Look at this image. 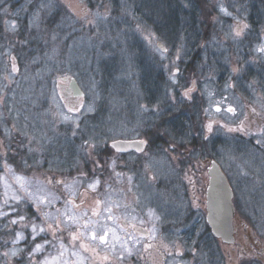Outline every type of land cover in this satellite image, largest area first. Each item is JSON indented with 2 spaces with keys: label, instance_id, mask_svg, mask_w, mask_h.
I'll return each instance as SVG.
<instances>
[{
  "label": "rangeland",
  "instance_id": "374dc122",
  "mask_svg": "<svg viewBox=\"0 0 264 264\" xmlns=\"http://www.w3.org/2000/svg\"><path fill=\"white\" fill-rule=\"evenodd\" d=\"M136 1L0 0V25L7 36L0 43V128L9 141L1 155L13 153L14 139L22 150L27 148L29 160L21 173L0 160V220L11 216L24 225L3 250L1 261L4 258L8 264L19 254L29 231L34 253L43 255L39 261L31 259L34 264H192L185 257L189 229L184 221L191 214L195 215L190 221L204 219L212 159L226 172L235 205V164L241 158L235 146L238 138L251 133L247 108L264 112V92L255 95L254 103L243 100L235 90V74L243 76L238 83L246 88L259 83L249 70L264 71V52L258 50L264 48V0H206L216 8V33L202 47L198 76L191 79L186 64L192 55L183 43L188 38L175 35L172 45L156 20L140 14L141 10L136 13ZM250 3L263 7L257 13L263 22L259 33L251 32ZM193 7L192 0H180L181 24L195 17ZM133 21L131 33L120 29L131 27ZM20 34L35 46L25 60L11 41ZM132 36L139 48L131 53L123 45L125 57L116 60L114 49L123 42L127 45ZM104 60H114L113 68L106 69ZM158 73L164 79H159L162 88L151 82ZM69 74L85 92L81 106L74 110L66 106L58 87V78ZM186 99L197 101L195 110L200 103L199 151H184L190 157L186 160L169 149L131 152L111 163L110 178L99 176L101 148L115 139L142 138L144 129L161 115L177 111ZM99 113L98 122L89 123L88 117ZM184 127L174 134L181 143L192 137ZM262 133L252 138L262 144ZM82 200L98 218L107 216L104 210L112 207L119 221L130 219L150 230L148 238L139 234L129 244L112 243L113 238L106 245L99 238L92 240L107 224L91 221L88 215L74 219L71 204ZM65 206L70 208L67 221L58 210ZM33 224L38 225L35 233ZM117 229L111 235L118 237L121 229ZM199 234L208 232L202 227ZM37 238H46L43 244L56 243L57 248L44 252L42 244L37 251L36 245H41ZM209 239L214 245L206 250L213 248L221 256L213 258V264H237L240 255L235 246Z\"/></svg>",
  "mask_w": 264,
  "mask_h": 264
},
{
  "label": "flooded vegetation",
  "instance_id": "af4514ba",
  "mask_svg": "<svg viewBox=\"0 0 264 264\" xmlns=\"http://www.w3.org/2000/svg\"><path fill=\"white\" fill-rule=\"evenodd\" d=\"M235 72H237V69H235ZM249 72H252V75L255 77L252 80H257L259 83L251 87L249 85V87L243 88L241 84L238 83L243 76L236 73L235 90L237 95L243 100L246 101L247 99H250V103H254L255 95L258 92H264V71L249 70ZM68 87L67 82L60 87L61 95L63 97L62 99L65 101L68 108L74 110L81 106L83 99L76 101V97L71 93H68ZM63 94H67L68 96L64 98ZM262 94L263 93H259L258 95ZM247 113V121L250 124L248 131L251 133L247 134L248 138H238L237 145L235 146V149L239 153V157H241L235 164V243H224L221 239L216 238L213 235L211 227L207 221L206 208V212L203 213L205 215L203 220H201V217H193L194 220L190 221L191 217L195 215L191 214L189 220L184 221V225L189 229V233H187L188 238L186 240V246H188V249L185 253V257L192 264H200L201 262L204 264H213V258L221 259L220 254L215 252L213 248L208 251L206 250V248L214 245L213 242H210L211 240L209 239V236L212 240L220 242V244H223L224 246H235L237 255H240L237 264H264V143H258L256 139L252 138L255 135L263 134L264 112H261L258 109L257 111L252 110L248 107ZM67 199L71 201L74 200V198L69 195L67 196ZM71 201L69 202L70 204ZM86 203V200L80 202L75 201L73 203L74 205L71 204V209L65 206L58 208V210L63 214L66 221L68 220L67 214H69L70 209L72 216H75L74 219H80L79 215H88V218L91 221L97 219L100 224H107V226H100V229L103 230L99 236L107 233V243L104 242L103 245L111 243L113 238L116 239H114L112 243L116 244L126 242H128V244L133 243L135 240L134 237H137L139 234L148 238L147 236L150 234V230L145 229L141 224L130 219H123L122 222L119 221V217L116 215L114 217V215H112V207H107L104 210L107 216L98 218L94 215L91 208L85 207ZM107 222H109L112 227L115 225V227L111 229V226ZM131 222H133V225H131ZM118 226L121 229L119 230L118 237L117 234L111 235ZM202 227L206 229L208 234H205V236L199 234L198 236L197 230ZM26 234L28 237L22 245V250L18 255L11 257L8 264H34L30 262L31 259L39 261L42 258V253H40V255L34 253V245L29 241L30 232L26 231ZM99 236L96 237L99 238ZM45 240L46 238H37L35 242L41 243L42 245ZM43 246L44 252L54 251L57 248L56 243H47L43 244ZM5 263L6 261L3 262V264Z\"/></svg>",
  "mask_w": 264,
  "mask_h": 264
},
{
  "label": "trees",
  "instance_id": "16d2710c",
  "mask_svg": "<svg viewBox=\"0 0 264 264\" xmlns=\"http://www.w3.org/2000/svg\"><path fill=\"white\" fill-rule=\"evenodd\" d=\"M255 1H261V0H255ZM195 7H193L192 10L195 13V17L192 15L191 17H188L189 22L182 23L181 19L177 16V13H179L180 9V0H137L136 3V13L140 14L143 12L144 16L150 15L151 19H154L157 21L156 25H159L161 27L160 31L163 32L162 34L167 37V41L174 44L176 42L175 35H180L183 33L187 40H184L183 43H186V50L187 54L192 55L190 58L189 63H187L186 70L189 72L188 79L195 78L198 76V68L199 67V61L201 58V51L202 47L204 46L205 42H209L213 35L216 33V26L214 21V16L216 14V8L212 9L211 6L206 3V0H192ZM133 4V2H131ZM251 6L248 8L251 10V14L249 15L250 23H251V32L253 33H259L260 25L262 26L260 21L259 15L257 13L260 9V5L256 3H250ZM263 8V7H261ZM255 9V12H254ZM187 14V13H186ZM192 14V12H191ZM260 14V13H259ZM186 16V15H185ZM256 16V17H255ZM259 18L256 20V18ZM230 20V18H228ZM136 26L135 22L133 21L131 27L127 25H123L120 29L122 31H126L131 33ZM202 39V43L199 44L198 40ZM7 40V36L4 32V28L0 25V43H3ZM24 40V48L21 47V41ZM128 44L126 45V42H123L122 45L116 46L114 51H116V60L117 59H123L125 56L122 54L121 49L123 45H125L126 50H129L131 53H135L136 49L139 48L138 46V40L136 38L130 37L128 39ZM11 41L14 43L16 49H20L22 51L21 59L25 60L26 58H29V54L32 50V46H34V41L29 40L26 41L22 34L18 35V37H13ZM33 41V44H32ZM141 48V46H140ZM142 49V48H141ZM138 54H140L138 52ZM142 56V54H141ZM143 57V56H142ZM145 60L148 61V58ZM146 61V62H147ZM111 62H115L114 60H104L102 61V65L106 69L113 68V65ZM138 61L134 60L133 63H136ZM115 64V63H114ZM148 64V62H147ZM185 65V66H186ZM195 66V67H194ZM104 68V69H105ZM105 69V70H106ZM70 75V74H69ZM73 76V75H72ZM153 80L151 82H155L156 85L159 88H162L159 82V79L162 80V75L160 73L157 74V76H153ZM164 78V77H163ZM191 86V85H190ZM199 98V97H198ZM200 100V99H199ZM201 102V101H199ZM196 102H190L186 99L184 103L179 106V109L175 112L161 115L160 119L155 121L153 125L149 128H146L142 131L141 137L147 140V150L151 151L154 149H162L164 151L174 150L176 152H179L182 156V159L186 160L187 158H190L187 153H184V151L189 152V150L194 149L190 152L199 151L202 144L197 145V141L199 140L200 136V128L198 126L199 121L197 120L198 113L200 112V103L198 104L197 109L196 108ZM197 111V112H196ZM99 114H96L94 116L88 117L91 120H89V123H96L99 120ZM201 118V114H200ZM181 124V125H180ZM184 124H186V127H184ZM173 125V126H172ZM185 129V131H188L190 135V141H185L183 143L179 142L178 139L179 136H175L176 134H179V130L176 129ZM188 133H185V138L187 140V137L189 136ZM9 141L6 139L5 135L2 132V129L0 128V160L5 159L7 162L16 172H25L24 164L25 162L29 164L28 157L26 155L27 148L21 149V143L18 140H11V145L13 149L12 154H3L1 155L2 150L4 147L6 148ZM127 153H117L113 150V148L107 144L104 148L100 149L99 156L100 161L103 164V173H101L99 176L103 178V176H107V178H110V165L113 164L114 160L117 158L120 159L119 156H126ZM213 160V159H212ZM26 167V165H25ZM28 169H26L27 172ZM11 217V216H10ZM9 216L7 218L0 220V255L3 253L4 249H7L11 246V244L16 239V234L18 231H21L24 229L23 223H12L13 220H11ZM3 255V254H2ZM4 261L0 260V264H3ZM6 264V263H5Z\"/></svg>",
  "mask_w": 264,
  "mask_h": 264
},
{
  "label": "water",
  "instance_id": "95a60500",
  "mask_svg": "<svg viewBox=\"0 0 264 264\" xmlns=\"http://www.w3.org/2000/svg\"><path fill=\"white\" fill-rule=\"evenodd\" d=\"M58 87L68 83V93L76 97V101L85 97L79 81L72 75L60 76ZM64 98L68 95L63 94ZM143 142V143H141ZM113 145H116L114 147ZM147 140L144 138L134 139H115L110 142V146L117 153L143 152L147 149ZM208 186L206 190V209L207 221L211 227L212 233L216 238L221 239L224 243H235L234 231V191L230 184L226 172L219 162L215 159L210 161L208 167Z\"/></svg>",
  "mask_w": 264,
  "mask_h": 264
},
{
  "label": "snow or ice",
  "instance_id": "6c2138e0",
  "mask_svg": "<svg viewBox=\"0 0 264 264\" xmlns=\"http://www.w3.org/2000/svg\"><path fill=\"white\" fill-rule=\"evenodd\" d=\"M240 34H241V33H240L239 31L236 32V35H237V36H239ZM258 50L261 51V52H264V48H260V49H258ZM217 111H219V109H217ZM228 111H229V112H232V111H234V110L231 109V108H229ZM208 128H209V130L211 131L212 126H211V125H208ZM257 142L259 143V141H257ZM141 143H143V142H141ZM113 146L116 147V145H113ZM17 179H18V180H22L23 178H22V177H17ZM58 183H62V182H59V181H58ZM21 187H23V184H21ZM40 202H41V203H45V201H44L43 199H41ZM23 219H24V217H21V220H23ZM12 223H16V221L13 220ZM37 228H38V225L33 224V225H32V232H33V233L37 232ZM39 231H40V232H44L45 229H44V228H39ZM21 238H23V237H21ZM33 238H34V237H33ZM78 238H79V237H77V236H73V239H74V240H75V239H78ZM92 239H93V240L97 239V237H96L95 234H93ZM99 239H100L101 241L107 243V233H104L103 235L99 236ZM41 248H42V245H40V244H37V245H36V250H37V251H39ZM5 255H7V253H5ZM13 255H15V253H13ZM105 259H107V257H105Z\"/></svg>",
  "mask_w": 264,
  "mask_h": 264
}]
</instances>
